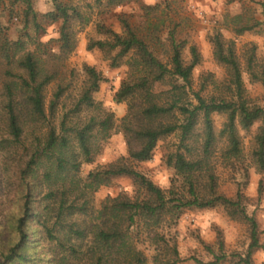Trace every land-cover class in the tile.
I'll return each mask as SVG.
<instances>
[{
    "label": "trees",
    "instance_id": "16d2710c",
    "mask_svg": "<svg viewBox=\"0 0 264 264\" xmlns=\"http://www.w3.org/2000/svg\"><path fill=\"white\" fill-rule=\"evenodd\" d=\"M23 1L27 5L26 19L32 17L36 30L43 29V21H61L56 39L60 50L57 57L71 53L75 48L71 19L74 15L81 17L78 9L54 0L53 9L39 13L33 10L31 0ZM123 1L126 0L108 2ZM122 23L126 29L124 34L100 26V30L110 37L90 40L88 48L99 47L108 52L118 49L115 60L131 54L129 64L139 71L132 73L115 94L117 102L128 101V111L120 124L128 145V158L138 162L150 160L159 140L179 131V149L169 156L167 162L187 187V194L179 195L173 188L166 191L126 159L90 171L82 187L78 175L81 165L99 154L102 141L108 139L116 128L115 116L113 112L102 114L99 111L87 119L69 121L71 115L65 113L59 124L60 130L50 125L45 140L38 138V143L33 142L34 148L26 153V163L20 169L23 194L20 204L9 216L11 236L0 244V264H32L36 259H46L50 264H148L146 253L135 240L141 225L154 246V264H178L181 259L176 243H171L172 240L158 231V227L167 216L179 215L185 208L217 205H223L232 218L249 224L251 239L246 252L233 255L234 258L239 256L236 264H254L255 251L264 248L260 240L264 229L256 217L248 213L241 186L234 197L219 191L214 166L218 144L222 142L223 162L237 170L245 156L240 131H248L260 121L253 136L250 165L245 166L243 175L248 176L249 166L255 167L258 173L264 172V107L252 104L246 95L244 70L235 41L225 40L220 32L211 37L214 58L227 71L224 89L230 96L204 97L192 89V72L201 61L195 44L190 47V61H185L183 43L172 36L169 62H163L127 19H122ZM261 25L264 26V21L256 19L234 30L236 34H242ZM10 44L5 39L3 46L7 59L11 58ZM248 52L246 70L249 79L264 86V63L258 61L257 45L252 44ZM18 63L26 76L14 74L4 83L3 110L9 138L1 141L4 147L15 149L24 144L27 127L56 113L65 92L63 86L58 87L47 113L45 89L56 78V73L45 71L35 52H28ZM84 70L86 79L71 110L74 117L84 110H100L94 93L99 90L103 76L91 65H85ZM157 84H163L167 89L156 91ZM213 113L226 115L219 133L214 127ZM119 176L133 178L143 189L144 196L136 199L124 195L108 197L101 209L93 212L87 192H94ZM261 185L262 181L259 193L262 192ZM41 186L48 189L39 200L42 204L36 197ZM40 238L45 239L50 248L45 258L37 254ZM219 239L221 252H213L212 261L198 260V263L220 264L227 259L224 239ZM207 247L211 249L209 244Z\"/></svg>",
    "mask_w": 264,
    "mask_h": 264
},
{
    "label": "rangeland",
    "instance_id": "374dc122",
    "mask_svg": "<svg viewBox=\"0 0 264 264\" xmlns=\"http://www.w3.org/2000/svg\"><path fill=\"white\" fill-rule=\"evenodd\" d=\"M75 6L81 17L71 19L74 32V50L67 55H59L61 21H43V29L36 30L32 17L26 19L27 5L23 0H0V244L5 243L11 236L9 216L20 204L23 194V183L20 169L26 163V153L30 152L40 138L45 140L50 125L59 124L65 113H70L69 121L89 118L93 114L113 112L116 128L112 135L102 141L101 150L92 161H83L78 173L85 183L90 171L102 168L119 159H126L137 170L144 173L155 184L166 191L173 188L179 195L187 194V187L175 175V170L168 165V158L180 146V132L176 131L159 140L150 160L138 162L128 158V145L124 133L120 130L122 117L128 111V101L117 102L115 94L130 75L139 73L130 66L131 54L115 60L118 49L111 52L98 48L89 49L90 40L108 39L109 34L100 30L105 26L118 33L124 34L122 19H127L140 37L149 45L150 49L163 62H169L171 52V37L183 43L182 55L185 61L191 59V45L195 44L201 54V61L192 72V89L199 91L202 96L227 95L224 86L227 82L225 66L218 63L213 54L211 37L220 32L225 40H234L236 51L244 70L246 95L252 104L264 107V86L261 82H251L246 70V58L252 44L257 45L258 61L264 63V26H257L254 30L236 34L235 28L252 23L254 20L264 21V0H126L121 3H109V0H60ZM34 11L44 13L54 8V0H31ZM7 39L10 44L11 58L7 59L3 43ZM28 52H35L40 59L41 66L48 72H55L56 78L45 89L47 113L50 100L59 86L65 92L61 97L56 113L48 114L43 120L27 127L25 138L19 148L4 147L3 139L9 138L3 110L4 83L13 75L26 76L19 66V60ZM85 65L94 66L103 76L99 90L94 93L100 110H84L78 116H72V109L80 97L86 73ZM141 73V72H140ZM167 89L163 84H157L155 90ZM74 117V118H73ZM215 130L219 133L226 120V115L213 113ZM260 121L250 130H241L243 141L244 162L239 163L237 170L226 165L221 158L223 143L218 144L214 157V166L218 175L219 191L229 197H234L241 186L246 196V207L250 215H254L260 227L264 229V172L258 173L255 167L249 166V174L244 177L245 166L250 165V152L253 147V136ZM200 130L202 123H200ZM25 145V146H24ZM2 147V149H1ZM4 147V149H3ZM28 149V151H27ZM183 151V150H181ZM260 181L262 192L259 193ZM46 186L39 187L37 200L47 191ZM90 208L93 212L101 209L108 197L118 195L131 199L142 198L144 191L140 185L129 176H119L107 185H102L94 192H87ZM42 204V202H39ZM37 205V203H36ZM136 235V245L142 249L148 264H154V246L148 240L147 231L143 225L139 226ZM158 231L164 233L171 243H176L181 259L178 264H200L214 259V253H220L219 238L224 239V253L227 259L220 264H236L239 256L244 254L250 243L249 224L246 221L232 218L223 205L209 208H185L181 213L167 216ZM264 244V233L260 235ZM37 254L45 258L48 255V242L40 238ZM209 244L210 248L207 247ZM254 264H264V248L258 249L253 255ZM32 264H50L36 259Z\"/></svg>",
    "mask_w": 264,
    "mask_h": 264
}]
</instances>
